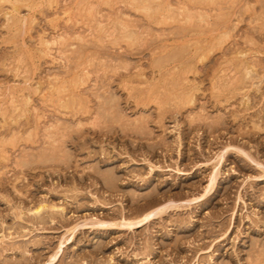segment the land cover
<instances>
[{
  "label": "rangeland",
  "instance_id": "374dc122",
  "mask_svg": "<svg viewBox=\"0 0 264 264\" xmlns=\"http://www.w3.org/2000/svg\"><path fill=\"white\" fill-rule=\"evenodd\" d=\"M0 264H264V0H0Z\"/></svg>",
  "mask_w": 264,
  "mask_h": 264
},
{
  "label": "bare ground",
  "instance_id": "6f19581e",
  "mask_svg": "<svg viewBox=\"0 0 264 264\" xmlns=\"http://www.w3.org/2000/svg\"><path fill=\"white\" fill-rule=\"evenodd\" d=\"M212 181H213V179H211L210 180V182L212 183ZM167 204V203H166ZM174 205V204H173ZM172 205V206H173ZM167 207H169L168 205H164V206H160L159 208L157 207V209L156 210H153V211H149V212H147V213H145V214H143L138 220H135L134 222H127V224L126 225H129L130 227H132V226H136V225H140V224H142V223H145L147 220H149V219H151V218H153L154 216H156V214H158L159 212H162L165 208H167ZM166 211V210H165ZM101 222V221H100ZM100 222H98V224L100 223ZM105 222H103V223H101L100 225H106V224H104ZM59 250H60V248H59ZM59 250L57 251V252H55V254H53V256H51L50 258L51 259H49L50 261H53L55 258H56V256H57V253L59 252ZM49 262V261H48ZM51 263V262H50Z\"/></svg>",
  "mask_w": 264,
  "mask_h": 264
}]
</instances>
